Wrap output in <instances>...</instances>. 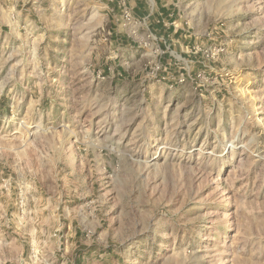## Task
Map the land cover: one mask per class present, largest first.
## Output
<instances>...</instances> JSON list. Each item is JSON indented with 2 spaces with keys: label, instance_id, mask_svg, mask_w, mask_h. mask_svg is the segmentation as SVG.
Segmentation results:
<instances>
[{
  "label": "rangeland",
  "instance_id": "rangeland-1",
  "mask_svg": "<svg viewBox=\"0 0 264 264\" xmlns=\"http://www.w3.org/2000/svg\"><path fill=\"white\" fill-rule=\"evenodd\" d=\"M134 1L0 0V264H264V0Z\"/></svg>",
  "mask_w": 264,
  "mask_h": 264
},
{
  "label": "crops",
  "instance_id": "crops-1",
  "mask_svg": "<svg viewBox=\"0 0 264 264\" xmlns=\"http://www.w3.org/2000/svg\"><path fill=\"white\" fill-rule=\"evenodd\" d=\"M150 6L151 4H146L144 0H135L134 5L130 8L125 5L127 8H100V10L104 11L108 16H112L116 11L117 13H121L122 17H124V11L128 10L131 15L130 22H137L139 19H147L150 21L153 28H158L159 30L163 29L165 33H170L171 28L173 29L171 25H173L174 21L179 17V8H153ZM166 22H168L169 26L165 29L164 26H166Z\"/></svg>",
  "mask_w": 264,
  "mask_h": 264
},
{
  "label": "built area",
  "instance_id": "built-area-1",
  "mask_svg": "<svg viewBox=\"0 0 264 264\" xmlns=\"http://www.w3.org/2000/svg\"><path fill=\"white\" fill-rule=\"evenodd\" d=\"M123 16L125 17L126 20L131 21V15H130V13L128 12V10H125V11H124Z\"/></svg>",
  "mask_w": 264,
  "mask_h": 264
}]
</instances>
